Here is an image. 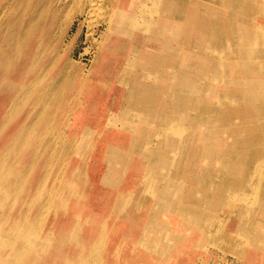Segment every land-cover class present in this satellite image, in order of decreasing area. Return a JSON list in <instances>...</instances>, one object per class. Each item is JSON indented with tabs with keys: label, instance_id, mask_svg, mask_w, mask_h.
Returning a JSON list of instances; mask_svg holds the SVG:
<instances>
[{
	"label": "rangeland",
	"instance_id": "374dc122",
	"mask_svg": "<svg viewBox=\"0 0 264 264\" xmlns=\"http://www.w3.org/2000/svg\"><path fill=\"white\" fill-rule=\"evenodd\" d=\"M10 1L0 0V63L20 57L11 80L21 68L31 81L37 75L29 101L42 100L28 139L24 129L0 154V264H264V0H132L144 12L127 24L115 11L128 12L131 0H61L34 11L13 8L33 0ZM147 81L163 90L134 108L136 89L152 93L140 87ZM25 108L5 112L2 134Z\"/></svg>",
	"mask_w": 264,
	"mask_h": 264
},
{
	"label": "bare ground",
	"instance_id": "6f19581e",
	"mask_svg": "<svg viewBox=\"0 0 264 264\" xmlns=\"http://www.w3.org/2000/svg\"><path fill=\"white\" fill-rule=\"evenodd\" d=\"M13 1V0H12ZM12 1H10V2H12ZM32 1V0H31ZM60 1L61 0H33V3H27V2H25V4H22V5H17L16 7H13L14 9H16V10H19V8H22L21 10H29V11H34L35 10V8L37 9V7H38V5L40 4V3H44V2H46L45 4H42L43 6L44 5H50L51 6V3H55L56 5H59L60 4ZM79 0H77V2H78ZM90 1V0H89ZM115 1V0H114ZM144 1V0H143ZM186 1V0H185ZM211 1H213V2H215V3H219V1L220 0H211ZM63 2V1H62ZM75 2H76V0H75ZM74 2V3H75ZM93 2V1H92ZM98 2V1H97ZM100 2V1H99ZM103 2V1H102ZM101 2V3H102ZM66 3V2H65ZM64 3V4H65ZM71 3V2H70ZM73 3V2H72ZM71 3V4H72ZM90 3V2H89ZM157 1L153 4V8L154 7H156L155 5H157ZM178 3V2H177ZM12 4V3H11ZM28 4V5H27ZM54 4V5H55ZM62 4V3H61ZM78 4V3H77ZM80 4V3H79ZM88 4V3H87ZM93 4V3H92ZM99 4V3H98ZM97 4V5H98ZM111 4V3H110ZM162 4V3H161ZM168 4H170L169 2H168ZM172 4V3H171ZM13 5V4H12ZM27 5V6H26ZM76 5V4H75ZM74 5V6H75ZM81 5V4H80ZM94 5V4H93ZM97 5H96V7H97ZM183 5V4H182ZM3 6V5H2ZM14 6V5H13ZM104 6V5H103ZM106 6V5H105ZM139 3L138 4H133V1L131 0L130 2H129V4H128V7H129V10H128V12H127V9H123V10H117V11H115L116 13V15H117V17L119 16V14L120 15H122L123 13V15H122V17H120V20H117L118 22H122V23H124L125 21H126V24H127V22H134L135 21V19H136V17L138 16V15H140L141 13H143L144 12V7L142 8V6H140L141 8H139ZM145 6V5H144ZM158 6V5H157ZM168 5H166V7H167ZM4 7V6H3ZM25 7H27L26 9H25ZM53 7V6H52ZM55 7V6H54ZM65 7V6H64ZM70 7H71V5H70ZM82 7H83V4H82ZM169 7V6H168ZM207 7V6H206ZM6 8V7H5ZM50 8V7H49ZM62 8V7H61ZM78 8V7H77ZM86 8V7H85ZM90 8V7H89ZM93 8H95V6L93 7ZM93 8H92V10H93ZM104 8V7H103ZM172 8V7H171ZM170 8V9H171ZM11 9V8H10ZM40 9V8H39ZM51 9H53V8H51ZM50 9V10H51ZM59 9V8H58ZM95 9H97L98 10V7L97 8H95ZM100 9V8H99ZM108 9V8H107ZM122 9V8H121ZM130 9L131 10H133V11H130ZM157 9H159V8H157ZM7 10V9H6ZM54 10H55V8H54ZM53 10V11H54ZM63 10V9H62ZM71 10H73V9H71ZM91 10V9H90ZM91 10V11H92ZM9 10H7V12H8ZM14 12L15 10H12L11 9V12ZM38 11V10H37ZM52 11V13H54ZM59 11V10H58ZM82 11V10H81ZM90 11V12H91ZM101 11V10H100ZM100 11H98V12H100ZM164 11H166V10H164ZM178 11V10H177ZM3 12V11H2ZM60 12V11H59ZM82 12H84V11H82ZM93 12H97L96 10L95 11H93ZM135 12H139V14L136 16L135 15ZM155 12V11H154ZM153 12V13H154ZM175 12V11H174ZM9 13V12H8ZM8 13H7V15H8ZM17 13V12H16ZM35 13H36V11H35ZM86 13V12H85ZM126 13V14H125ZM153 13H151L152 15H153ZM167 13V12H166ZM3 14V13H2ZM6 14V13H5ZM12 14V13H11ZM14 14V13H13ZM12 14V15H13ZM31 14L32 15H34L32 12H31ZM55 14V13H54ZM56 14H58V13H56ZM79 14V13H78ZM95 14V13H94ZM101 14V13H100ZM99 13L97 14V15H100ZM150 14V15H151ZM162 14V13H161ZM177 14V13H176ZM29 15V14H28ZM36 15V14H35ZM92 15V14H91ZM90 15V13H89V16H91ZM151 15V16H152ZM170 15V14H169ZM31 16V15H30ZM53 16V15H52ZM51 16V17H52ZM56 15H54V17H55ZM106 16V15H105ZM147 16V15H146ZM150 16V17H151ZM9 17V16H8ZM12 17V16H11ZM24 17V16H23ZM35 17V16H34ZM99 17V16H98ZM165 17V16H164ZM27 18V20L26 21H28L29 22V24L31 23L30 22V20H32L31 18L32 17H26ZM58 18V17H57ZM56 18V19H57ZM95 18V17H94ZM6 19V18H5ZM24 19V18H23ZM35 19H36V17H35ZM89 19V18H88ZM131 19H132V21H131ZM147 19V18H146ZM161 19V18H160ZM59 20V19H58ZM141 20V19H140ZM174 20V19H173ZM9 21V20H8ZM14 21V20H13ZM26 21H25V23H26ZM97 21V20H96ZM11 22V21H10ZM47 22V21H46ZM52 22H54V21H52ZM140 22H142V21H140ZM145 22V21H144ZM158 22V21H157ZM188 22H191V18H189L188 17ZM15 23V22H14ZM32 23H34L33 21H32ZM49 23V22H48ZM47 23V24H48ZM57 23V22H56ZM135 23V22H134ZM138 23V22H137ZM146 23V22H145ZM148 23V22H147ZM161 23V22H160ZM167 23H172L171 21H167ZM2 24H4V22L3 21H0V26L2 25ZM46 24V25H47ZM50 24V23H49ZM52 24V23H51ZM50 24V25H51ZM54 24V23H53ZM101 24V23H100ZM119 24V23H118ZM142 24V23H141ZM153 24H154V22H153ZM217 24V23H216ZM11 25H12V23H11ZM18 25V24H17ZM59 25V24H58ZM161 25V24H160ZM178 25V24H177ZM5 26V25H4ZM43 26V25H42ZM52 26V25H51ZM107 26H108V23H107ZM117 26V25H116ZM161 26H163V25H161ZM169 26V25H168ZM170 26H172V24L170 25ZM2 27V26H1ZM0 27V28H1ZM15 27V26H14ZM22 27V26H21ZM50 27V26H49ZM105 27V26H104ZM109 27V26H108ZM142 27V26H141ZM164 27V26H163ZM173 27V26H172ZM176 27V26H175ZM33 29L35 28V27H32ZM31 27H30V29H32ZM43 28V27H42ZM41 28V29H42ZM123 28V27H122ZM136 29H137V27H135ZM171 28V27H170ZM177 28V27H176ZM14 29V28H13ZM29 29V30H30ZM53 29V28H52ZM135 29V30H136ZM153 29V28H152ZM163 29V28H162ZM161 29V30H162ZM218 29V28H217ZM23 30H24V28H23ZM26 30V29H25ZM24 30V31H25ZM35 30H36V28H35ZM45 30V29H44ZM108 30V29H107ZM133 30V29H132ZM149 30H151V29H149ZM177 30V29H176ZM138 31H140V30H138ZM153 31V30H152ZM170 31V30H169ZM216 31V30H215ZM40 32V34H41V30L39 31ZM127 32V31H126ZM125 32V33H126ZM150 32V31H149ZM167 32V31H166ZM173 32V31H172ZM171 32V33H172ZM178 32V31H177ZM176 32V33H177ZM190 32V31H189ZM28 33V32H27ZM33 33V32H32ZM191 33V32H190ZM189 33V34H190ZM214 33V32H213ZM47 34H48V32H47ZM104 34V33H103ZM128 34V33H127ZM159 34H160V30H159ZM31 36H32V34H30ZM131 35H132V33H131ZM130 35V36H131ZM148 35V34H147ZM171 35V34H170ZM260 35H261V33H260ZM43 36V35H42ZM48 36H50L49 34H48ZM130 36H128V38L130 37ZM173 36H175V35H173ZM189 36V35H188ZM215 36V35H214ZM216 36H217V34H216ZM46 37V36H45ZM45 37H44V39H45ZM51 37V36H50ZM101 37V36H100ZM127 37V36H126ZM143 37V36H142ZM155 37V36H154ZM160 37V36H159ZM3 38H5V36H2L1 37V39H0V41L3 39ZM105 38V37H104ZM157 38H158V36H157ZM176 37H174V39H175ZM6 39H10V37H9V34L7 35V37H6ZM16 39H17V37H16ZM102 39V38H101ZM189 39V38H188ZM14 40H15V38H14ZM18 40V39H17ZM48 40V39H47ZM50 40V39H49ZM49 40H48V42H49ZM94 40V39H93ZM171 40V39H170ZM185 40V39H184ZM213 40H215V39H213ZM183 41V40H182ZM17 42H19V41H17ZM27 42V41H26ZM37 42V41H36ZM47 42V43H48ZM173 42H175V41H173ZM256 42V41H255ZM264 42V41H263ZM13 43V42H12ZM46 43V42H45ZM101 43H102V41H101ZM159 43V42H158ZM23 44V43H22ZM168 44V43H167ZM214 44H215V41H214ZM254 44V43H253ZM12 46V45H11ZM11 46H10V48H11ZM20 46V45H19ZM22 46V45H21ZM20 46V47H21ZM99 46V45H98ZM187 46V45H186ZM210 46V45H209ZM254 46V45H253ZM1 47H3V45H1L0 44V58H3V57H6V54H5V52L3 51V49L1 48ZM44 47V46H43ZM25 48V47H24ZM215 48H217V46L215 47ZM226 48V47H225ZM13 49V48H12ZM40 49H43V48H40ZM45 49V48H44ZM133 49V48H132ZM195 49V48H194ZM34 50V49H33ZM39 50V49H38ZM47 50V49H46ZM49 50V49H48ZM174 50V49H173ZM217 50V49H216ZM224 50V49H223ZM99 51V50H98ZM132 51V50H131ZM175 51V50H174ZM193 51V50H192ZM225 51V50H224ZM252 51H253V49H252ZM11 52H12V50H11ZM11 52H10V54H11ZM21 52V51H20ZM41 52V51H40ZM135 52L136 53H138L139 54V57H157V54H154V55H151V54H149L148 52H145V51H142V50H139V48H137V49H135ZM156 52V51H155ZM176 52H178V51H176ZM185 52V51H184ZM97 53H99V52H97ZM186 53V52H185ZM189 53V52H188ZM221 53V52H220ZM10 54H8V55H10ZM135 54V53H134ZM219 54V53H218ZM251 54V53H250ZM249 54V55H250ZM165 55V54H164ZM246 55H247V53H246ZM183 56V55H182ZM214 56V55H213ZM216 57V56H215ZM247 57V56H246ZM20 57H14V59H13V57H11V59L10 60H8L9 58H7L6 59V61H5V59L3 60V62L2 63H0V123H1V120L3 119V117L5 116V112L10 108V107H14V106H19V105H26V108H25V110H23V113L21 114V116H20V119H18V121H14V122H12V124H11V126L4 132V134H2L1 133V130H0V154H1V152H2V150H4L9 144H11V142L12 141H14L17 137H19V136H22V134H23V130L25 129L26 130V133H25V135L23 136V137H21V138H24V139H28V137L30 136L29 135V133H30V131L33 129V131H34V128H33V126H34V123L36 122V120L37 119H32V117H33V109L35 108V106L38 104V103H40L41 102V100H39L38 99V102L36 103V105H33V104H31L32 102H31V100L29 101V99H30V96L31 95H34V93L32 92V86L34 85V82H35V80L36 79H39L38 77H37V75L34 77V78H32L33 79V81H31L30 80V78L28 77V76H26L28 73V71H24L23 70V68H21V69H19V71H18V73H17V78L15 79V81H12L11 80V76H12V74H11V68H13L14 67V71H16V69H15V66H16V64H15V61H17L18 59H19ZM96 58V57H95ZM178 58V57H177ZM219 58V57H218ZM252 58V57H251ZM250 58V59H251ZM30 59V58H29ZM126 60H128V59H126ZM163 60H165V59H163ZM29 62V61H28ZM126 62H128V61H126ZM25 63V62H24ZM19 64H21V61H20V63ZM142 64H144V62H142ZM147 64H149L148 62H147ZM176 64V63H175ZM218 64H220V63H218ZM131 65H133V64H131ZM173 66V65H172ZM174 67V66H173ZM176 67V66H175ZM216 67H218V66H216ZM31 68V67H30ZM29 69V68H28ZM145 69V70H144ZM142 71L145 73V72H147V70H146V68H144ZM135 70V69H134ZM168 70V69H167ZM140 71V70H139ZM186 71V70H185ZM190 71V70H189ZM170 72H172V71H170ZM187 72V71H186ZM30 73V72H29ZM160 75V72H159V70L157 69V68H155V70H152V76L151 77H156L157 75ZM11 75V76H10ZM30 75H31V77H32V72L30 73ZM124 75H126V74H124ZM159 75H158V77H159ZM142 76H143V73H142ZM135 78H138V77H135ZM120 79H122V78H120ZM141 79V78H140ZM151 79V78H150ZM205 79V78H204ZM207 79V78H206ZM122 81H123V79H122ZM121 81V82H122ZM142 81V80H141ZM221 81V80H220ZM45 82V81H44ZM128 82V81H127ZM178 82H181L182 83V81H178ZM199 82V81H198ZM46 83V82H45ZM212 83V82H211ZM142 84H144V83H142ZM140 85V87H142L143 89L144 88H146V89H151L152 90V93H151V95L149 96V95H147V94H144V93H142L141 91H139L138 89H136V88H134V89H136V91L137 92H133L132 94H131V98H130V102H133V104H132V106L134 107V108H136V106L139 104H142L143 106L145 105V103L146 102H152V101H154V100H156V95L158 94V90H160V88H161V85H160V87L157 85V83H153V82H150V81H147V82H145V84L144 85ZM45 85V84H44ZM127 86H128V84H127ZM41 87V95H44V94H46V93H44L43 91V88H42V86H40ZM173 88V87H172ZM199 88V87H198ZM126 89V88H125ZM133 89V90H134ZM162 90H163V87L161 88ZM39 91V90H38ZM51 91V90H50ZM193 90H191V92H192ZM184 91H182V93H183ZM201 92V91H200ZM37 93V92H36ZM134 94H136V95H134ZM171 94V93H170ZM202 94V93H201ZM223 95V94H222ZM229 95V94H228ZM261 95H262V93H261V91H259L258 92V98H261ZM220 96V95H219ZM43 97V96H42ZM165 97V96H164ZM200 97V96H199ZM161 98V97H160ZM202 98V97H201ZM240 98V97H239ZM183 99V98H182ZM238 99V98H237ZM246 99L247 100H249V97H247L246 96ZM184 100V99H183ZM196 101V100H195ZM238 101V100H237ZM193 102V101H192ZM204 102V101H203ZM215 102V101H214ZM236 102V101H235ZM173 103V102H172ZM206 103V102H205ZM245 103H246V101H245ZM112 104V103H111ZM209 104V103H208ZM239 104V103H238ZM242 106H243V104H241ZM256 105V104H255ZM38 106V105H37ZM180 106V105H179ZM181 106H183V104L181 105ZM218 106V105H217ZM216 106V107H217ZM227 106V105H226ZM259 106V105H258ZM141 107V106H140ZM176 107V106H175ZM201 107H204V106H201ZM211 107V106H210ZM234 107V106H233ZM149 108V107H148ZM148 108H147V110H148ZM170 108V107H169ZM192 108V107H191ZM143 109H145V107L143 108ZM179 109V108H178ZM195 109V108H194ZM203 109V108H202ZM35 110V109H34ZM154 110V112H155V109H153ZM197 110V109H196ZM210 110V109H209ZM218 110H219V108H218ZM221 110V109H220ZM22 111V110H21ZM200 112V111H199ZM210 112V111H209ZM147 114V113H146ZM150 114V113H149ZM148 114V115H149ZM209 114V113H208ZM114 115V114H113ZM152 115H154V114H152ZM157 115V113H155V116ZM182 115H184V114H182ZM192 115V114H191ZM18 116V115H17ZM16 116V117H17ZM161 116V115H160ZM187 116V115H186ZM196 117H198V116H196ZM195 117V118H196ZM205 117V116H204ZM213 117V116H212ZM219 117V116H218ZM235 117V116H234ZM246 118H249V117H247V115L245 116ZM128 118V117H127ZM176 118H177V116H176ZM180 118V117H179ZM185 118V117H184ZM189 118V117H188ZM193 118H194V116H193ZM6 119H7V117H6ZM13 119V118H12ZM107 119H108V117H107ZM181 119V118H180ZM179 119V120H180ZM187 119V118H186ZM190 119V118H189ZM192 119V118H191ZM190 119V120H191ZM200 119V118H199ZM202 119V118H201ZM31 120H33L32 122H31ZM150 119L149 118H147V120H145V121H149ZM161 120V119H160ZM175 120V119H174ZM177 120V119H176ZM206 120V119H205ZM219 120H220V118H219ZM8 121V120H7ZM6 121V122H7ZM113 121V120H112ZM129 121V120H128ZM133 121H136V120H133ZM182 121V120H181ZM183 121H186V120H183ZM188 121V120H187ZM193 121V120H192ZM213 121V120H212ZM223 121V120H222ZM226 120H224V122H225ZM17 122H19L18 124H17ZM170 122V121H169ZM195 122V121H194ZM197 122V121H196ZM199 122V121H198ZM202 122V121H201ZM203 122H204V120H203ZM202 122V123H203ZM236 122V121H235ZM8 123V122H7ZM127 123V122H126ZM126 123H125V126H126ZM129 123V122H128ZM187 123V122H186ZM189 123V122H188ZM187 123V124H188ZM106 124H108V123H106ZM184 124V123H183ZM191 124V123H190ZM194 124V123H193ZM211 124V123H210ZM215 124V123H214ZM228 124V123H227ZM2 125V124H1ZM4 125V124H3ZM30 125H32V128H30V130L28 131V128L30 127ZM182 125V124H181ZM198 125V124H197ZM196 125V126H197ZM205 125V124H204ZM107 126V125H106ZM128 126V125H127ZM191 126V125H190ZM193 126V125H192ZM109 127V126H108ZM112 127V126H111ZM145 127V126H144ZM143 127V128H144ZM156 127V126H155ZM160 127V126H159ZM244 127V126H243ZM2 128V127H1ZM5 128V127H4ZM104 128V127H103ZM126 128V127H125ZM142 128V127H141ZM149 128V127H148ZM178 128V127H177ZM188 128V127H187ZM191 128V127H190ZM189 128V129H190ZM134 129V128H133ZM169 129V128H168ZM174 129V128H173ZM176 129V128H175ZM89 130V129H88ZM135 130V129H134ZM172 130V129H171ZM170 130V131H171ZM197 131H198V129H197ZM191 132H192V130H191ZM21 133V134H20ZM35 133V132H34ZM33 133V134H34ZM156 133V132H155ZM158 133H160V132H158ZM167 133V132H166ZM168 133H170V132H168ZM180 133V132H179ZM178 133V134H179ZM183 133V132H182ZM197 133V132H196ZM262 133V132H261ZM20 134V135H19ZM157 134V133H156ZM40 135V134H39ZM167 135V134H166ZM263 135V134H262ZM141 136V135H140ZM159 136V135H158ZM186 136V135H185ZM191 136V135H190ZM242 136V135H241ZM76 137H77V135H76ZM131 137V136H130ZM145 137V136H144ZM168 137V136H167ZM37 138V137H36ZM173 138H174V136H173ZM245 138V137H244ZM243 138V139H244ZM31 139V138H30ZM81 139H83V138H80V140ZM141 139V138H140ZM157 139V138H156ZM188 139H191V138H188ZM243 139H242V141H243ZM253 139V138H252ZM79 140V141H80ZM160 140V139H159ZM29 141V140H28ZM133 141V140H132ZM190 141V140H189ZM251 142V141H250ZM28 143V142H27ZM26 143V144H27ZM31 143V142H30ZM33 143V142H32ZM130 143V142H129ZM128 143V144H129ZM132 143V142H131ZM148 143V142H147ZM162 143V142H161ZM168 143V142H167ZM140 144V142L138 141V144L137 145H139ZM249 144V143H248ZM108 145V144H107ZM163 145V144H162ZM183 145V144H182ZM186 145H187V143H186ZM36 146V145H35ZM91 146V145H90ZM132 146V145H131ZM153 146V145H152ZM243 146V145H242ZM31 147V146H30ZM164 147V146H163ZM183 147V146H182ZM186 147V146H185ZM21 148V147H20ZM19 148V149H20ZM249 148H250V146H249ZM18 149V150H19ZM24 149V148H23ZM182 149H185V148H182ZM89 150V149H88ZM157 150V149H156ZM20 151V150H19ZM18 151V152H19ZM23 151H25V150H23ZM32 151V150H31ZM136 151V150H135ZM145 151V150H144ZM185 151V150H184ZM33 152V151H32ZM66 152V151H65ZM114 152H116V151H114ZM150 152H152V151H150ZM155 152V150L153 151V153ZM180 152H181V150H180ZM43 153V152H42ZM117 153V152H116ZM156 153V152H155ZM154 153V154H155ZM16 154V153H15ZM33 154V153H32ZM106 154V153H105ZM111 154V153H110ZM121 154V153H120ZM153 154V155H154ZM19 155V154H18ZM20 155H22V154H20ZM183 155H185V154H183ZM14 156V155H13ZM41 156V155H40ZM39 156V157H40ZM124 156V155H123ZM174 156V155H173ZM259 156V155H258ZM67 158H68V156H66ZM64 158H65V156H64ZM140 158V157H139ZM176 158V157H175ZM222 158V157H221ZM227 158V157H226ZM14 159V158H13ZM12 159V160H13ZM18 159V158H17ZM21 159V158H20ZM123 159V158H122ZM179 159V158H178ZM7 160V159H6ZM66 160V159H65ZM121 160V159H120ZM181 160H183V159H181ZM180 160V161H181ZM14 161H16V160H14ZM145 161V160H144ZM171 161V160H170ZM213 161V160H212ZM257 161H258V158H257ZM7 162V161H6ZM47 162V161H46ZM45 162V163H46ZM113 162H115V161H113ZM146 162V161H145ZM193 162V161H192ZM29 163V162H28ZM44 163V164H45ZM182 163V162H181ZM225 163V162H224ZM6 164V163H5ZM24 164V163H23ZM66 164H68V163H66ZM256 164V163H255ZM8 165H10V164H8ZM25 165V164H24ZM181 165V164H180ZM11 166V165H10ZM14 166H16V165H14ZM6 166L3 164V161H1L0 162V173L1 174H4V172L1 170V169H3V168H5ZM13 166H11V168H12ZM86 167V166H85ZM173 167V166H172ZM218 167V166H217ZM176 168V167H175ZM178 168V167H177ZM226 168H227V166H226ZM13 169V168H12ZM17 169V168H16ZM15 169V170H16ZM20 169V168H19ZM218 169V168H217ZM198 170H200V169H198ZM237 170V167L234 169V171H236ZM8 173H9V171L8 170H6ZM226 172H227V170H225ZM240 171V168L238 167V171L237 172H239ZM77 172V171H76ZM177 172V171H176ZM216 172V171H215ZM7 173V174H8ZM31 173V172H30ZM173 174H174V171L172 172ZM71 174V173H70ZM164 174V173H163ZM162 174V175H163ZM165 174H167V173H165ZM176 174V173H175ZM228 174V173H227ZM260 174V173H259ZM74 175V174H73ZM84 175V174H83ZM154 175H159V174H157V173H155ZM161 175V176H162ZM231 175V174H230ZM164 176V175H163ZM192 176V175H191ZM196 176H197V174H196ZM219 176H221V175H219ZM218 176V177H219ZM232 176V175H231ZM9 177V176H8ZM152 177H154V176H152ZM152 177H150V178H152ZM171 177V176H170ZM176 177V176H175ZM217 177V178H218ZM225 177V176H224ZM250 177V176H249ZM252 177V176H251ZM260 177V176H259ZM41 178V177H40ZM144 178V177H143ZM157 177L155 176V179H156ZM258 179V178H257ZM5 180V179H4ZM150 180V179H149ZM148 180V181H149ZM189 180H190V178H189ZM214 180V179H213ZM248 180H249V178H248ZM40 181V180H39ZM38 181V182H39ZM107 181V180H106ZM143 181V180H142ZM170 181V180H169ZM193 181V180H192ZM212 181V180H211ZM258 181H260V180H258ZM5 182V181H4ZM17 182V181H16ZM37 182V183H38ZM65 182H67V181H65ZM64 182V183H65ZM144 182V181H143ZM147 182V181H146ZM247 182V181H246ZM245 182V183H246ZM251 182V181H250ZM2 183V182H1ZM11 183V182H10ZM85 183V182H84ZM149 183V182H148ZM160 183H161V181H160ZM214 183V182H213ZM258 183V182H257ZM4 184V183H3ZM2 184V185H3ZM58 184V183H57ZM107 184V183H106ZM173 184V183H172ZM10 185V184H9ZM59 185V184H58ZM66 185H69V184H67L66 183ZM104 185V184H103ZM137 185H138V183H137ZM166 185V184H165ZM164 185V186H165ZM8 186V185H7ZM70 186V185H69ZM73 186V185H72ZM169 186V185H168ZM172 186V185H171ZM249 186V185H248ZM256 186V185H255ZM262 186V185H261ZM45 187V186H44ZM175 187V186H174ZM258 187V186H257ZM11 188V187H10ZM13 188V187H12ZM36 188V187H35ZM69 188V187H68ZM159 188V187H158ZM168 188H170V187H168ZM176 188V187H175ZM251 188V187H250ZM63 189V188H62ZM163 189V188H162ZM249 189V188H248ZM254 189V188H253ZM147 190V189H146ZM145 190V191H146ZM158 190V189H157ZM257 190H258V188H257ZM172 191V190H171ZM10 192V191H9ZM43 192V191H42ZM72 192V191H71ZM242 192V191H241ZM240 192V193H241ZM21 193V192H20ZM81 193V192H80ZM143 193V192H142ZM162 194H167L168 196L169 195H171V192H168V191H165V190H163L162 192H161ZM244 193V192H243ZM19 194V193H18ZM75 194V193H74ZM153 194V193H152ZM254 194V193H253ZM69 195V194H68ZM79 195V194H78ZM158 195H159V192H158ZM3 196V195H2ZM18 196V195H17ZM32 196V195H31ZM73 196V195H72ZM82 196V195H81ZM133 196V195H132ZM131 196V197H132ZM160 196V195H159ZM207 197L209 196V194H207L206 195ZM252 196V195H251ZM250 196V197H251ZM57 197H58V194H57ZM74 197H76V196H74ZM122 197V196H121ZM158 197V196H157ZM157 197H155V199L157 198ZM165 197V196H164ZM174 197V196H173ZM178 197V196H177ZM17 198V197H16ZM82 198V197H81ZM118 198V197H117ZM160 198V197H159ZM165 198H167V197H165ZM175 198V197H174ZM253 198H255V197H253ZM84 199H86V198H84ZM124 199V198H123ZM158 199V198H157ZM156 199V200H157ZM230 199V198H229ZM58 200H59V198H58ZM125 200V199H124ZM161 200H162V198H161ZM174 200V199H173ZM241 200V199H240ZM246 200H247V198H246ZM250 200H251V198H250ZM256 200V199H255ZM254 200V201H255ZM1 201V200H0ZM24 201V200H23ZM121 201V200H120ZM131 201V200H130ZM230 201V200H229ZM231 201H233V200H231ZM230 201V202H231ZM242 201V200H241ZM253 201V200H252ZM8 203H9V201H7ZM117 202V201H116ZM249 202V201H248ZM78 202H76V204H77ZM127 203V202H126ZM157 203H160L159 202V200H158V202ZM174 203V202H173ZM257 203V202H256ZM22 204V203H21ZM61 204H62V202H61ZM130 204V203H129ZM156 204V203H155ZM164 204H165V202H164ZM260 204V203H259ZM258 204V205H259ZM25 205V204H24ZM119 205V204H118ZM158 205V204H157ZM243 205H244V203H243ZM56 206V205H55ZM113 206V205H112ZM136 206V205H135ZM256 206V205H255ZM54 207V206H53ZM245 206H243V208H244ZM263 207H264V205H263ZM66 208H67V206H66ZM82 208V207H81ZM117 208V207H116ZM151 208V207H150ZM162 208V207H161ZM163 208H165V206L163 207ZM162 208V209H163ZM203 208V207H202ZM234 208V207H233ZM232 208V209H233ZM250 208V207H249ZM256 208V207H255ZM6 209V208H5ZM27 209V208H26ZM115 209V208H114ZM125 210H126V208H124ZM204 209V208H203ZM221 209V208H220ZM252 209V208H251ZM7 210V209H6ZM12 210V209H11ZM111 210H113V209H111ZM151 210H153V208L151 209ZM31 211V210H30ZM58 211V210H57ZM2 212V211H1ZM9 212V211H8ZM64 212V211H63ZM77 212V211H76ZM79 212V211H78ZM77 212V213H78ZM81 212V211H80ZM155 212V211H154ZM240 212V211H239ZM263 212V211H262ZM6 213V212H5ZM17 213V212H16ZM149 214H150V210H149V212H148ZM206 212H204V213H202V214H205ZM243 213V212H242ZM241 213V214H242ZM248 213V212H247ZM51 214H53V213H51ZM65 214H67V213H65ZM211 214H214L213 212L211 213ZM23 215V214H22ZM36 215V214H35ZM120 215V214H119ZM206 215V214H205ZM228 215V214H227ZM20 216V215H19ZM27 216V215H26ZM48 216V215H47ZM56 216V215H55ZM73 216V215H72ZM203 216V215H202ZM238 216V215H237ZM249 216V215H248ZM263 216V215H262ZM4 217V216H3ZM32 217V216H31ZM243 217V216H242ZM34 218V217H33ZM85 218V217H84ZM258 218V217H257ZM9 219V218H8ZM54 219V218H53ZM202 219V218H201ZM221 219V218H220ZM246 219V218H245ZM260 219V218H259ZM1 220V219H0ZM15 220V219H14ZM33 220V219H32ZM31 219H30V221H32ZM225 220H227V219H225ZM249 220V219H248ZM2 221H3V219H2ZM27 221H29V220H27ZM29 221V222H30ZM75 221V220H74ZM210 221V220H209ZM208 221V222H209ZM212 221V220H211ZM238 221V220H237ZM225 222V221H224ZM11 223V222H10ZM9 223V224H10ZM52 223V222H51ZM29 224V223H28ZM205 224H207V223H205ZM211 224V223H210ZM240 224V223H239ZM238 224V225H239ZM8 225V224H7ZM44 225V224H43ZM51 225V224H50ZM217 226H218V224H216ZM238 225H237V228H238ZM245 225V224H244ZM144 226V225H143ZM202 226L204 227V225L202 224ZM207 227L209 226V225H206ZM145 227H147V226H145ZM151 227V226H150ZM149 227V228H150ZM167 227V226H166ZM210 227H211V225H210ZM210 227H208V229L210 228ZM223 227V226H222ZM236 227V226H235ZM13 228V227H12ZM25 228V227H24ZM100 228V227H99ZM43 229V228H42ZM164 229V228H163ZM201 229H203V228H201ZM200 229V227H199V231L200 232H202V230ZM218 229V228H217ZM220 229V228H219ZM223 229V228H222ZM4 230V229H3ZM102 229H100L99 231H101ZM50 231V230H49ZM70 231V230H69ZM68 231V232H69ZM168 231L170 232V233H172V231L170 230V229H168ZM221 231V230H220ZM236 231H237V229H236ZM235 231V232H236ZM108 232V231H107ZM206 232V231H205ZM209 232V231H208ZM215 232H216V234L218 233L216 230H215ZM48 233V232H47ZM176 233V232H175ZM174 233V234H175ZM207 233V232H206ZM9 234V233H8ZM79 234V233H78ZM100 234V233H99ZM219 234V233H218ZM41 235V234H40ZM50 235V234H49ZM65 235V234H64ZM67 235V234H66ZM177 235H179V233L177 234ZM208 235V234H207ZM206 235V236H207ZM238 235V234H237ZM43 236V235H42ZM139 236H141V235H139ZM143 236V235H142ZM64 237V236H63ZM156 237V236H155ZM165 237V236H164ZM163 238V237H162ZM214 238V237H213ZM217 238V237H216ZM219 238V237H218ZM255 238H259V235H257V234H255ZM39 239H40V237H39ZM49 239H50V237H49ZM60 239H62V238H60ZM212 239V238H211ZM247 239V238H246ZM63 240V239H62ZM96 240V239H95ZM221 240V239H220ZM36 241V240H35ZM59 241V240H58ZM82 241H84V239L82 240ZM87 241V240H86ZM93 241V240H92ZM105 241V240H104ZM145 241V240H144ZM222 241V240H221ZM241 241V240H240ZM60 242V241H59ZM80 242V241H79ZM215 242H217V240L215 241ZM34 243V242H33ZM74 243V242H73ZM137 243V242H136ZM208 243H210V242H208ZM224 243V242H223ZM31 244V243H30ZM39 245H40V243H38ZM65 244V243H64ZM84 244V243H83ZM90 244V243H89ZM122 244V243H121ZM159 244L161 245L162 243H161V240L159 241ZM171 244H173V243H171ZM225 244H226V242H225ZM229 244V243H228ZM263 244V243H262ZM41 245H42V243H41ZM136 245V244H135ZM138 245V244H137ZM136 245V246H137ZM227 245V244H226ZM230 245V244H229ZM22 246V245H21ZM60 246V245H59ZM69 246V245H68ZM144 246V245H143ZM218 246H220L219 244H218ZM38 247V246H37ZM52 247V246H51ZM233 247V246H232ZM36 248V247H35ZM59 248V247H58ZM57 248V249H58ZM74 248H76V247H74ZM161 248V247H160ZM209 248V247H208ZM213 248H215V247H213ZM219 248V247H218ZM234 248V247H233ZM13 249H14V247H13ZM45 249V248H44ZM47 249V248H46ZM83 249V248H82ZM217 249V248H216ZM215 249V250H216ZM239 249V248H238ZM244 249V248H243ZM16 250V249H15ZM40 250V249H39ZM117 250V249H116ZM153 250H155V249H153ZM163 250H164V248H163ZM167 250V249H166ZM169 250V249H168ZM236 250V249H235ZM240 250V249H239ZM150 251V250H149ZM220 251V250H219ZM222 251V250H221ZM231 251H232V249H231ZM2 252H4V251H2ZM56 252H58V251H56ZM79 252V251H78ZM78 252H77V254H78ZM113 252V251H112ZM152 252V251H151ZM158 252H159V250H158ZM163 252V251H162ZM238 252V251H237ZM236 252V253H237ZM31 253V252H30ZM117 253V252H116ZM220 253V252H219ZM231 253V252H230ZM112 254V253H111ZM163 254H165V253H163ZM227 254H228V252H227ZM45 255V254H44ZM220 255V254H219ZM233 255V254H232ZM244 255V254H243ZM29 256V255H28ZM32 256V255H31ZM30 256V257H31ZM34 256V255H33ZM101 256V255H100ZM213 256V255H212ZM84 257V256H83ZM115 257V256H114ZM198 257V256H197ZM199 257H200V255H199ZM29 258V257H28ZM203 258V257H202ZM30 259V258H29ZM28 259V260H29ZM34 259V258H33ZM44 259V258H43ZM63 259V258H62ZM62 259H60V260H62ZM118 259V258H117ZM27 260V261H28ZM37 260V259H36ZM39 260V259H38ZM37 260V261H38ZM77 260V259H76ZM198 260V259H197ZM219 260V259H218ZM228 260V259H227ZM26 261V262H27ZM33 261V260H32ZM202 261V260H201ZM200 261V262H201ZM210 261V260H209ZM237 261V260H236ZM239 261H241V260H239ZM25 262V261H24ZM31 262V261H30ZM29 262V263H30ZM212 262V261H211ZM227 262H229V261H227ZM33 263H34V261H33ZM124 263H125V261H124ZM202 263V262H201ZM218 263V262H217ZM221 263V262H220ZM226 263V262H225Z\"/></svg>",
	"mask_w": 264,
	"mask_h": 264
}]
</instances>
